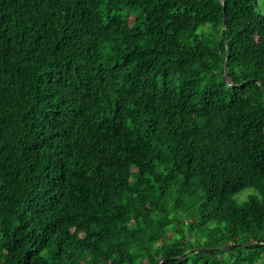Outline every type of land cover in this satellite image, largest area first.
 Returning a JSON list of instances; mask_svg holds the SVG:
<instances>
[{"label":"trees","instance_id":"16d2710c","mask_svg":"<svg viewBox=\"0 0 264 264\" xmlns=\"http://www.w3.org/2000/svg\"><path fill=\"white\" fill-rule=\"evenodd\" d=\"M164 258L264 264V0H0V264Z\"/></svg>","mask_w":264,"mask_h":264},{"label":"rangeland","instance_id":"374dc122","mask_svg":"<svg viewBox=\"0 0 264 264\" xmlns=\"http://www.w3.org/2000/svg\"><path fill=\"white\" fill-rule=\"evenodd\" d=\"M252 191H253V189H251V188L243 189L234 195V200L237 202L243 201L245 198H247L248 193H250ZM186 232L187 233L184 235L185 241L188 244H191L193 247L196 246L195 249L196 248H209L206 246L204 239L199 238V236H197L195 233H188L187 230H186ZM82 233H83L82 230H77L78 235H81ZM179 235H180V232L177 228L176 229L170 228V229H168L167 232L163 233V237L168 238V239L176 238ZM221 256L226 257V256H228V254H227V252L219 253L218 257H221Z\"/></svg>","mask_w":264,"mask_h":264},{"label":"water","instance_id":"95a60500","mask_svg":"<svg viewBox=\"0 0 264 264\" xmlns=\"http://www.w3.org/2000/svg\"><path fill=\"white\" fill-rule=\"evenodd\" d=\"M224 25L226 24V20L224 18ZM226 67V65H225ZM227 76V75H226ZM239 245H243V246H257L259 245L258 243H246V244H242V243H236V244H229V245H226V246H222V247H219V248H196V249H190L188 252H212L213 250H229V249H232L236 246H239ZM185 254H182L180 255L179 257L182 258ZM174 258H164V259H160L157 261L156 264H160L161 262H166V261H169V260H172Z\"/></svg>","mask_w":264,"mask_h":264}]
</instances>
